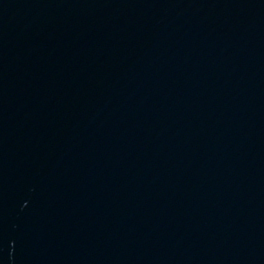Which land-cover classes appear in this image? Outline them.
I'll use <instances>...</instances> for the list:
<instances>
[{"label": "water", "instance_id": "1", "mask_svg": "<svg viewBox=\"0 0 264 264\" xmlns=\"http://www.w3.org/2000/svg\"><path fill=\"white\" fill-rule=\"evenodd\" d=\"M0 264H264V0H0Z\"/></svg>", "mask_w": 264, "mask_h": 264}]
</instances>
